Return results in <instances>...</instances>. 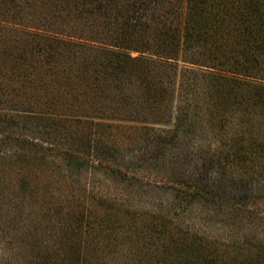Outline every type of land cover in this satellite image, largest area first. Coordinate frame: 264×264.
Segmentation results:
<instances>
[{
	"label": "trees",
	"instance_id": "16d2710c",
	"mask_svg": "<svg viewBox=\"0 0 264 264\" xmlns=\"http://www.w3.org/2000/svg\"><path fill=\"white\" fill-rule=\"evenodd\" d=\"M0 232L15 264H264V0H0Z\"/></svg>",
	"mask_w": 264,
	"mask_h": 264
},
{
	"label": "rangeland",
	"instance_id": "374dc122",
	"mask_svg": "<svg viewBox=\"0 0 264 264\" xmlns=\"http://www.w3.org/2000/svg\"><path fill=\"white\" fill-rule=\"evenodd\" d=\"M133 155L132 153H128L127 156L125 157V162L132 168V164H129V163H132V161H135L133 160ZM129 171V170H128ZM143 173V172H141ZM127 177H133V174L131 173V170L130 172L126 173ZM141 177V175L143 174H139ZM82 181L84 182L85 180H88L89 179V176L83 174L82 175ZM97 179L98 181H100V185L101 186H106V187H109L110 188V191H112L113 193H117L120 195V197H130L132 198L133 197V201H131V204H132V209H135L137 211L141 210V209H145L143 206L146 205L145 204V201H148L149 200V197L150 195L148 194H145L146 196H141V197H138L136 195H139L141 194L142 192L139 193V191L135 190V189H128L127 192H125V189H124V185L120 183V185L118 186L120 189L118 190V188H116V182H113V181H108L109 179H107L105 176L101 175V174H98L97 175ZM140 179V178H139ZM117 189V190H116ZM118 191V192H117ZM130 194V195H129ZM135 196V197H134ZM135 199V200H134ZM217 227V225H216ZM210 231H215L214 227L210 230ZM23 254H24V250L21 249V246H18V244H15V240L12 239V237H7L5 236L4 233L0 232V264L2 263H9L11 262L12 264H15V263H20V261L22 262V259H23ZM113 264H119V260L116 259L115 261H113Z\"/></svg>",
	"mask_w": 264,
	"mask_h": 264
}]
</instances>
